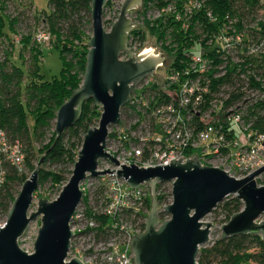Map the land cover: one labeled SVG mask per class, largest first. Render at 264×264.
I'll list each match as a JSON object with an SVG mask.
<instances>
[{
  "label": "built area",
  "instance_id": "1",
  "mask_svg": "<svg viewBox=\"0 0 264 264\" xmlns=\"http://www.w3.org/2000/svg\"><path fill=\"white\" fill-rule=\"evenodd\" d=\"M261 6L264 7V0ZM140 9L143 19L152 20V27L171 22L188 31L194 19L205 14V20L216 29L212 35L197 39L195 47L184 49L186 60L180 61L181 68L173 67V62L165 76L158 78L156 71L137 87L127 110L137 121L128 133L117 134V152L112 153L107 147L120 163L119 167L112 165L110 170L120 171L122 166L133 164L146 169L168 166L181 159L186 163L195 156L200 160L212 158V162L220 164L218 168L231 176L239 175L236 177L239 179L264 167V159L260 158L264 151V133L254 131L246 122L241 104L226 108L234 89L223 86L219 93L212 92L213 82L231 72L246 83L242 92L253 95L249 100H264V93L248 88L251 77L262 81L261 72L259 75L240 68L232 72L228 68L229 64L236 68L247 59L253 62L255 59L257 63L264 59V34L260 24L264 22V11L259 13L257 21L246 26V21L229 14L220 19L206 10L204 0H146V5L143 0ZM135 31L141 33L140 29ZM137 39H131L129 48L135 54L144 45ZM189 40L194 42V38ZM36 42L42 47L48 46L52 42L51 33L38 32ZM12 171L19 175L28 171L26 149L0 129V194ZM97 180L103 190L96 196L94 207H89L91 216L87 214L88 206L85 211L79 207L73 228L76 238L72 243H76L71 250L84 264H135L131 243L136 235L144 232L142 218L149 214L147 199L151 197V187L143 184L133 189L117 173ZM101 216L112 222L109 230L106 229L111 234L107 239L99 234L97 217ZM129 218L139 221L135 223ZM5 224L0 220V228Z\"/></svg>",
  "mask_w": 264,
  "mask_h": 264
},
{
  "label": "water",
  "instance_id": "2",
  "mask_svg": "<svg viewBox=\"0 0 264 264\" xmlns=\"http://www.w3.org/2000/svg\"><path fill=\"white\" fill-rule=\"evenodd\" d=\"M110 0H92V33L83 84L57 113V136L75 127L83 114L85 102L93 99L101 107L99 127L88 130L78 161L69 182L57 200L39 199L37 211H32L35 194L40 189V171L46 155L41 156L37 168L24 183L9 211L6 224L0 228V264H84L80 258L69 260L75 217L84 200L83 183L117 173L133 189L147 184L151 187V211L146 219L145 231L136 235L131 243L135 264H199L203 247L211 241L214 227L203 219L227 198L235 196L244 209L222 226L220 241L240 236H260L264 242V187L256 179L264 167L239 179L218 167L203 166L195 156L186 163L172 161L168 166L140 168L122 166V170H100V163L109 161L114 167L120 163L107 151L111 127L118 126L122 110L137 87L166 64L157 47L137 56L128 48L129 36L136 25L129 14L143 7V0H125L118 20L111 31L104 26V9ZM123 54H129L123 60ZM173 183V202L162 208L170 219H159L158 185ZM42 220L35 243V253L23 251L20 239L30 225Z\"/></svg>",
  "mask_w": 264,
  "mask_h": 264
},
{
  "label": "trees",
  "instance_id": "3",
  "mask_svg": "<svg viewBox=\"0 0 264 264\" xmlns=\"http://www.w3.org/2000/svg\"><path fill=\"white\" fill-rule=\"evenodd\" d=\"M145 5H146V0ZM160 1V0H158ZM206 10L212 11L222 19L227 14L238 20L246 21L247 25L257 21L259 13L264 11L261 0H204ZM13 0L0 1V32L9 43L11 48L3 61H0V129L5 130L12 141H20L27 156V166L32 174L37 168L31 161L35 159L36 145L40 146L39 153L46 155L45 163L51 166L61 167L60 170L51 171L42 166L40 171V187L46 183H51L52 187L63 188L71 179L73 170L78 161L79 152L83 147L84 139L88 130L91 129L94 121L99 122L102 113L95 105L93 99L83 105V114L78 124L66 130L61 136H57L53 131L57 113L60 107L67 102L72 93L78 89L84 81L87 56L89 52L90 38L86 37L85 27L92 24V0H49L50 14L35 11L33 18L35 21L45 26L51 33L54 46L60 50L64 64L61 77L47 82L40 76V63L43 59V47L37 44L33 33L21 35V39L15 44L13 37L19 34V26L24 21V13L12 16L8 13V4ZM205 14L194 19L193 26L186 31L180 25L168 22L161 23L154 31L160 33V41L169 43L168 47L177 46L173 67H179L180 61H185L184 49L195 47L197 39L212 35V30L216 29L214 24H208ZM264 19V15L262 16ZM9 26L7 34L4 33L5 23ZM197 23V25H195ZM264 34V22H261ZM241 28V24L239 25ZM142 34V33H137ZM136 36V31L130 36ZM194 38V42L189 38ZM144 43L145 37L142 35L137 39ZM131 41V40H130ZM204 41L203 46H206ZM28 54V55H27ZM15 55L19 57L21 66L17 65ZM230 71L235 72L242 69L244 72H261L262 81L257 82L254 77L249 80V89L253 88L264 93V59L257 63L247 59L242 65L232 67L228 65ZM245 82L238 76L229 72L226 77L216 80L212 85V92L219 93L223 86L231 87L234 90L230 93V98L226 103V108L238 104L246 107V122L252 125L254 131L264 133V100L251 101L249 94L243 93ZM129 105L123 108L126 112ZM36 116L34 130L29 126L28 115ZM136 128V127H134ZM51 134L48 143V135ZM118 135L110 134L109 139H117ZM31 176V175H30ZM30 176L19 175L12 171L8 179V184L3 193L0 194L1 214L8 216L14 201L16 200L15 189L18 185L23 186ZM161 185H158V193ZM19 194V193H17ZM99 194V193H98ZM36 198L41 195L37 192ZM172 199L171 194L161 193L157 197L159 206L169 204ZM83 204L88 206L87 198ZM228 223L231 218L243 211L244 204L235 196L227 198L220 206ZM148 212L151 210V197L147 199ZM91 216V209L87 210ZM167 216L162 212L161 217ZM147 216L142 218V229L145 231ZM164 219V218H163ZM138 222V219L129 218ZM99 222V234L107 239L111 236L106 232L112 225L107 217H97ZM165 221V220H164ZM107 229V230H106ZM260 236H240L224 241L217 240L215 244L202 248L199 257V264H264V242Z\"/></svg>",
  "mask_w": 264,
  "mask_h": 264
},
{
  "label": "rangeland",
  "instance_id": "4",
  "mask_svg": "<svg viewBox=\"0 0 264 264\" xmlns=\"http://www.w3.org/2000/svg\"><path fill=\"white\" fill-rule=\"evenodd\" d=\"M1 1V0H0ZM125 0H110L107 4V7L104 9V26L105 29L109 32L111 31L112 26L114 23L118 20L120 13H121V8ZM140 9V8H139ZM35 11L39 12H46L47 14H50V8H49V0H13V2H10L8 4V13L12 16H17L20 13H24V21L23 23L19 26V34L15 35L13 37L15 44L20 41L22 38L21 35H27L28 33H33L34 36L38 34V32L41 31H46L48 32L47 28L35 21L33 18V13H36ZM142 10H133L129 14V18L132 21L134 25H136L134 31L130 33V36L135 32L136 29H140L142 34H137L133 38H140L142 35L145 37V42L141 50H138L136 52V55L139 56L142 54L147 47V50H149L152 46V48L157 47V50L153 51L154 55H158L161 53L162 57L165 59L166 64H164L163 67L159 68L157 70L158 78H162L163 76L166 75L168 70L170 69V66L172 63L175 61V54L176 51L178 50L177 46L173 47H168L169 44H166L165 42L160 41V33L157 31H154L153 28H157V24L152 27L151 21L147 19H143L142 17ZM151 17V16H150ZM153 18V17H151ZM264 20V19H263ZM85 34L86 37H91L93 36L92 33V24H88L85 28ZM9 31V26L7 22L5 23L4 27V33L7 34ZM130 36H129V43H128V48L131 47V43H133V40L130 41ZM53 39V37H52ZM11 48L9 46V43L6 42L5 38L2 36L0 32V61H3L7 54L10 53ZM184 52V51H183ZM28 55V54H27ZM17 57V55H15ZM129 58V54H123V60H127ZM17 61V65L21 66V62L19 60V57L15 58ZM22 67V66H21ZM64 64L61 58L60 50L57 49L54 46V43L51 42L48 46L43 47V59L42 62L40 63V76L43 77V80L50 82L53 81L54 79H59L61 77V73L63 71ZM249 97L252 98L253 95L249 94ZM100 108V112L102 113V109ZM241 109L243 111H246V107L244 104H241ZM29 126L32 130L35 128L36 124V116L29 114ZM100 121V118H99ZM121 125L119 126H114L111 127L110 129V134H120L123 131H126L127 133L130 131L131 127L135 125L137 121V117L134 115H129V113L122 112V118H121ZM99 127V122L94 121L92 124V129ZM56 125L53 129L55 131ZM132 130V129H131ZM51 137V134L48 135L47 142H49ZM119 147V141L118 139H109L108 140V150L112 153L117 152ZM40 146L36 145V152H35V159H31L32 163L34 165H38V161L40 159L41 153H39ZM197 155V152L194 153V156ZM260 158L264 159V151L260 153ZM212 158H207V159H202L200 160L203 166H208V167H219L220 164H215L212 162ZM43 167H45L48 170L51 171H58L61 169V167L58 166H51L49 164L46 165V163L43 164ZM112 164L109 161H103L100 163V169L107 170L111 169ZM258 171V170H257ZM25 176H30V171H28L24 174ZM239 175H236L238 177ZM257 183L259 186L264 187V173L261 174L259 177L256 179ZM21 185H18L15 189V196L17 197L22 190ZM63 188L57 187L54 188L52 187L51 183H46L43 187H40L38 193L41 195V198L46 199L50 202H53L58 199V197L61 194ZM82 190H84V199L85 197L87 198V204L88 207H94L95 201H96V196L98 195L99 192H101L103 189H101L100 186V181L97 180V178H91L89 177L85 183L82 185ZM172 190H173V183H165L161 184L160 191L164 194H171L172 195ZM38 198H35L34 201V206L32 207V211H37V202L39 200ZM227 200V199H226ZM225 200V201H226ZM169 203L173 202V199L168 200ZM172 201V202H171ZM222 204V203H221ZM220 204V205H221ZM219 205V206H220ZM217 207L216 210H214L211 214L207 215L204 219V223H211L214 227L212 228L211 232V241L208 244V246H211L215 244L217 240H220L222 236V226L225 225L227 222L225 214L223 213L222 209ZM86 205L83 204L82 202V208L80 206V211H85ZM162 208L163 206H159V219L161 222H164V220H169L170 217L167 215L165 217H161L162 214ZM151 211V210H150ZM150 213V212H149ZM8 216L2 215L0 217V220L2 222L7 221ZM260 221H264V216L260 218ZM42 227V220L38 219L37 221L33 222L27 232L24 234V236L20 239L19 245L23 251H26L30 254H34L35 251V243L39 235V231ZM76 242L72 243L73 245ZM207 247V246H206ZM204 248V247H203ZM77 257L76 252H70L69 255V260L74 259Z\"/></svg>",
  "mask_w": 264,
  "mask_h": 264
}]
</instances>
